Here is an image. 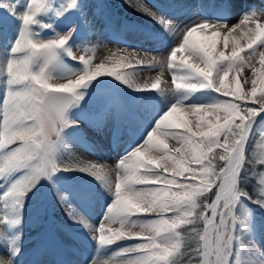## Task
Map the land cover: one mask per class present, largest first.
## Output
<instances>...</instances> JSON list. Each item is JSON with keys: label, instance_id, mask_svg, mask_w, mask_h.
<instances>
[{"label": "snow or ice", "instance_id": "obj_1", "mask_svg": "<svg viewBox=\"0 0 264 264\" xmlns=\"http://www.w3.org/2000/svg\"><path fill=\"white\" fill-rule=\"evenodd\" d=\"M135 8L164 58L126 63L125 41L94 63L107 0H0V264H46L50 208L94 251L55 264H264V20L248 0ZM89 132L113 165L72 151L97 154Z\"/></svg>", "mask_w": 264, "mask_h": 264}, {"label": "bare ground", "instance_id": "obj_2", "mask_svg": "<svg viewBox=\"0 0 264 264\" xmlns=\"http://www.w3.org/2000/svg\"><path fill=\"white\" fill-rule=\"evenodd\" d=\"M146 3H160L162 0H144ZM111 9L115 15H113V24L109 28H102L99 30L100 40L99 42L96 35L90 37L91 44H96L97 47L94 52V63H99L109 56L112 51L118 48H123L124 43L129 45L127 52L120 53L127 55L128 59L126 63L135 64L136 60H141L145 63L151 61L153 58L162 59L167 54V48L161 42H147L142 39L140 28L147 24V21L140 16L138 10L135 8L136 0H113L111 1ZM248 3L254 6L257 14L264 20V9L261 5L264 4V0H248ZM133 5L129 7L128 5ZM174 23H180L179 20ZM86 33H82L79 37L81 40L86 39ZM119 39L121 43H117ZM74 63V62H73ZM159 69L140 70L136 74L137 82L143 83L148 81L149 83L155 79ZM244 72L248 73L245 69ZM243 77H241V80ZM162 80L168 81L171 84V75L167 71L164 72ZM163 87V85H161ZM90 141L96 145V153L93 154L84 145L80 143H74L71 145L72 151L85 161L98 162L101 164H107L111 166L118 158L119 148L113 146L109 137L98 135L94 132H89ZM129 137L125 138L124 143L128 142ZM170 147H175V142H169ZM122 147V146H121ZM90 216L92 221L97 222V216L99 214V207H93L90 210ZM48 219L54 225L50 227L51 240L49 242V250L46 255L41 257L46 261V264H55L56 261L61 259H72L82 261L85 256L94 254L91 248H82L79 245V241L76 240L71 222L67 221L63 216L62 211L59 208H50L48 210ZM36 236V228L32 226L27 232L26 239L29 243ZM71 254V255H70ZM22 260L28 261L30 257H21Z\"/></svg>", "mask_w": 264, "mask_h": 264}, {"label": "rangeland", "instance_id": "obj_3", "mask_svg": "<svg viewBox=\"0 0 264 264\" xmlns=\"http://www.w3.org/2000/svg\"><path fill=\"white\" fill-rule=\"evenodd\" d=\"M111 1H113V0H107V2H108L109 4H112ZM115 14H116V12L114 11V15H115ZM80 40H81V39L78 38V43H79ZM74 52L76 53L77 56H79V55L81 54L80 50L77 49V48H74ZM74 66H75V65H74Z\"/></svg>", "mask_w": 264, "mask_h": 264}]
</instances>
